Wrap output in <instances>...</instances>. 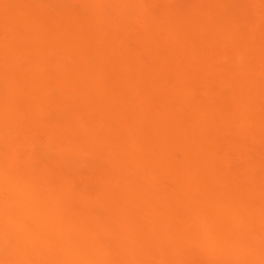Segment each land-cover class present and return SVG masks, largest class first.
I'll return each mask as SVG.
<instances>
[{"label": "bare ground", "instance_id": "6f19581e", "mask_svg": "<svg viewBox=\"0 0 264 264\" xmlns=\"http://www.w3.org/2000/svg\"><path fill=\"white\" fill-rule=\"evenodd\" d=\"M12 1H16L17 4L15 2L14 5L12 2L14 6H7L5 5L7 0H0V39L3 38L0 40V42H3L1 43L3 46H0V234L10 242L9 254L7 258L5 257L4 260L0 261V264H191L193 261H198L199 264H264V177H262V180L260 179L261 176H258L261 182L258 178L254 177L255 175H250L249 172H251L250 170L252 167L249 168V161L246 164L244 163L245 160L243 163L246 164L245 168L248 167L247 171L240 170L241 168H233L232 170V167L230 170L227 159L224 157L223 160L221 155L219 157V153L216 149L217 147H226L225 145L230 142L228 139H231L229 138L231 136L226 134L227 131L225 128L229 125V122L232 123L228 121V119L235 115V108L234 110L231 108L233 110L231 112L234 114H232L233 116L231 117H229V115H231V113H229L231 109L229 110V108H227L229 110H227L229 113H227L228 115L226 114L227 118L222 114V112L224 113V111H222L224 108L217 110L218 115H216V122L208 123L207 118L208 115L211 114V112L209 113V108L214 103L209 100L214 98L208 99L205 97L206 99H204L206 101L203 100L200 103L203 108H199L198 106L200 105L197 104L195 106L196 108L198 107L197 109L195 107L192 108L194 109L192 113L195 114L188 115L186 113L188 112V108L178 109V107L172 103L174 100L163 99L158 94L156 95L153 91L154 89L151 90V88H149L150 84L151 87L154 86V83L159 86L162 82L159 79V84V81L153 82V80L147 81L148 83H146V80L142 79V76L145 77V74L147 75V73H142V70L145 72L143 68L144 65H141L142 62L141 64L138 63V59L140 58H134L135 56L134 54L132 55V53H128L127 56H125L126 54L121 55L114 61L112 66H106L102 61V63L95 68V72L93 71L94 77H87L89 74L85 71L86 66H83L84 69H82L83 67L81 68V65L88 56L84 53L83 49L81 51L82 46H79L80 44L78 42L90 41L88 35L92 30L94 31L92 34L95 33V36H97V34L103 35L102 33L105 32L106 27L103 28L102 25L98 24L105 22L103 17L100 16L99 18L101 12H98L97 17L95 16L98 18L97 22H95L96 18L94 22L91 21L93 22L91 23L93 26L92 28L91 25L89 26L88 24H81L82 27H80L81 25L74 26L67 22L66 26L69 28L66 29V26H60L59 23L57 24V21L54 19L55 16H50V14H47L48 12H46V16L45 11L41 9L32 11L31 7H29L30 5L28 3V5H26L25 1ZM19 5H21V7ZM12 7H16L14 8L15 10ZM197 9L195 7V10ZM258 11H260V8ZM203 18H205V15ZM251 18H253V16H251ZM53 19L54 22L52 21ZM101 19L104 21H100ZM199 19H201V17ZM27 23L36 25L34 28H31ZM54 23H56L58 27ZM94 23L97 26L96 28L94 27ZM212 23H214V21ZM56 27L59 29L56 30ZM60 28L66 31L60 32ZM114 28L113 30H116V28ZM193 28L191 29L190 27L189 32L190 29L193 30ZM199 30L200 29L196 30L198 34L201 31ZM208 30L210 31L209 28ZM187 31L185 30L183 33H188ZM52 32H54L55 36L54 34L51 35ZM61 33H63V35L60 36ZM202 34H204V31ZM58 36H60V40L55 38L56 40L54 41V37ZM185 37L184 40H186ZM211 37H215L214 33ZM179 40V37L173 36V39L169 38V44H171V42L173 44L174 42H178V49H181L179 43L184 42H180L183 40V36L181 40ZM235 40L238 39L235 37ZM251 40H254V38ZM21 41L22 43L31 41L33 44L30 45L31 47L28 46L24 48L25 45L22 44ZM239 42L241 41L239 40ZM72 43L74 46L72 49H69ZM252 43L250 44L252 45ZM149 44H147L146 41L144 42V50L142 49L144 52L146 48V52H148ZM54 45L60 50L58 54L56 52L57 48ZM177 45L175 46L177 47ZM165 46L166 45H164V47ZM246 47L244 46L245 49L249 48ZM32 48L34 49L33 51ZM245 49L242 50L247 53L249 50L247 51ZM224 51L225 49L223 52ZM250 51H252V48ZM253 53L251 55L248 52L246 55L243 54V57H246L248 54L249 56H253ZM151 54L152 51L151 53L149 51L148 55L150 56ZM239 54L241 56V53ZM172 57H176L178 64H183L184 61L187 60V62L190 61L181 54H175ZM252 58L253 57H251V59ZM68 59H70V61H68ZM160 59V65H164L166 63L165 59ZM243 59L240 58V60ZM244 60L247 61V57ZM244 60L242 62L237 60V64L234 62V64L237 65L236 70L240 68L238 62L243 64ZM253 60L254 59H252V61ZM71 61L72 65L70 63ZM68 62L70 63V67L67 65ZM191 62H189V65H191ZM59 63L61 66L62 64L64 65L62 68H65V70L70 68V70L68 69L69 72L59 69ZM253 63L255 64V60ZM253 63L251 62L252 65ZM229 64L232 65L231 63ZM251 64H244L245 68L249 67L248 65L251 67ZM230 65L229 67H231ZM235 65L232 66L234 69ZM56 67H58L57 69L59 72L60 70L64 71L60 72V74L64 73V79L59 85V90L54 92V90L50 91L48 89L49 86H47L48 83L46 79L51 74H59L56 70L54 71ZM219 67L222 69L221 65ZM250 67L249 69H245H248L246 72L251 70ZM35 68H37V70H35ZM111 68L114 69H112V72L111 70L109 71ZM124 68L127 70H124ZM46 70L49 71V73ZM239 71L240 70H238V72ZM70 73L73 74L72 76H76L75 79L73 78V80H71L72 76L68 77ZM239 76L240 73L238 77ZM138 77L140 78L138 79ZM233 77L229 78L234 79ZM217 78L220 79L221 77ZM241 80L236 81L238 84L237 86H239V83L241 86L244 85ZM142 82L145 85H143ZM111 86L113 87L112 90ZM146 86L150 89V93L147 91L149 89L144 88ZM169 88L177 93L175 102H181L183 98L187 99L189 96L187 87L169 86ZM80 90L85 92L86 95L84 97L85 99L86 97L89 99L91 105L95 104V106H101L99 117L96 121L99 124L102 123L101 125L105 123L108 125V121L114 118H123V111L127 109L124 113H129L128 110L131 109V106L135 105L132 107V110L133 108L138 109L139 107L138 110H140L142 114L141 112H135V109L130 111L135 114L137 113L138 117H133L132 113L125 117V123H123L122 126L126 129L124 136H127V133L130 137L125 139L124 142H121L122 145H120L123 147L117 148L118 141L115 142L117 144L113 142L115 144L112 145L114 148H110L111 145L107 147H105L106 145L102 146V136H99L101 134L98 133L95 134V130H89V133L90 131L95 132L93 134L91 133L92 135L88 137L89 133L86 135L87 131L84 132L83 127L79 131L76 127L77 130L75 131H78V133L76 132L75 134V131H73L75 127L69 130V126H62V137L64 138L60 137L62 139L54 143L49 142L45 148L41 149L44 145L40 146L38 150L43 153L48 150L52 151L53 149L59 150V148L65 146L64 149H66V154L63 155V153L60 152L64 163L60 159H56L59 161L57 164L54 162L51 168H48V170L46 168L41 171L40 167L43 166L41 164H44V162L38 160L40 156H36L37 159L34 158L35 155H38V153H36L38 150L35 151L36 154L31 152L35 154L31 157L32 159L29 158V161L23 162L21 155L19 156L15 148L17 147L16 149L18 150L19 146H30L31 148H33L32 146L38 147V144H36L38 140H35L36 137L31 134H29L30 136L24 135L22 129L26 126L28 128L33 121V123L37 125L39 117H35V120H31V118L33 119L38 113L40 115L44 113L41 109V104H43V102L40 104L39 101L43 99H50L51 101L56 99L59 106H64L72 100L74 93L82 92ZM151 91L153 92L151 93ZM245 91H249V89H245ZM254 91L253 89L252 93H254V96L261 93L260 89L255 91H259L257 94ZM230 92L231 94L233 93L232 91ZM243 92H240V94ZM209 94L207 95L208 97ZM233 94L237 93L234 92ZM238 96L241 98L239 94L236 95L237 98ZM144 97L154 98L159 101L161 108L159 107L158 111L152 115L149 114L146 109H140V106L135 104V102L139 99H144ZM243 97L242 95V98ZM262 97L263 96L260 94L259 98L262 99ZM258 101L257 98V104H259ZM123 102L128 104V108L124 106ZM249 102L252 107L257 105L256 101L249 100ZM204 104L205 106H203ZM214 104H216V102ZM173 105L177 109H174ZM205 108H207V110ZM40 110L43 112L41 113ZM236 111L241 112L239 110ZM145 114H149L148 116L150 117L147 116L146 118V116H143ZM239 116L235 117L240 118ZM141 117H144V120ZM219 117L227 119L226 121L223 120L225 124L217 120ZM251 118L248 116V121ZM91 119L92 117H88L84 120H80L79 123L81 126H85L82 125V123L85 121H90V123H92L93 121H91ZM243 119L244 117L242 120ZM92 120H94V118ZM245 120L247 119L245 118ZM254 120L257 122L256 119ZM247 122L244 121V123ZM87 124H89V122ZM185 124H189V126ZM250 124L253 125H244L248 126L250 130H256L257 128H255L254 125H259L261 123L255 124L254 121H251ZM39 125L42 128H46L45 122L39 123ZM92 126H95V124L93 123ZM186 128L191 129L187 131ZM28 129H26L27 132L33 130L30 133L36 134L34 133V129L29 131ZM150 130L152 131V135ZM205 130L216 134V139L213 136H205ZM72 133L75 136L73 135V139L70 140V138H72ZM113 133L116 135L118 132L116 131V133ZM184 133L186 136H184ZM192 134L200 135L199 141H193L192 138L196 136H192ZM187 135L189 136L187 137ZM155 136H157V138ZM122 137L123 136H121V138ZM121 138L119 140H121ZM121 141H123V139ZM238 142H241L240 144H242L243 147H247V144H244L242 139L234 142V146H236L235 144ZM90 143L91 145L89 146ZM97 144H101L103 148L105 147V151L108 148L113 151L110 150L111 153H109V150H107L109 153V155L107 152L105 153L107 157L101 152V158L105 159L102 163L100 159L101 161L99 163L101 164H93L92 171L90 169L92 173L91 176L89 171H87L89 175L86 172L88 176L85 174V178L90 179H86V185L84 183L82 184L84 185L82 186L83 189H76L70 186L72 188L70 190L72 193H69V185L66 184L67 181L72 182V180H77L83 176V173H81V175L79 172L75 173V171L67 173L70 167L66 169L61 164L65 165V159H67L66 162H68V159H70L69 162H76L78 158L75 159L73 157H78L79 155L82 157L83 154L87 155V158H85L87 161H92L93 159L90 160L89 158V153L92 154L91 158L95 157L93 156L94 150L91 152L89 150H91L94 145L96 147ZM146 145L148 146L146 147ZM179 145L182 146V148ZM88 147H91V149ZM172 147H174L175 150L172 149ZM196 149L197 151H195ZM171 150L172 152L173 150L179 151V153L182 151L181 154L183 153L184 156H181L184 159L178 157L180 160L178 161L176 160V156H173L175 157L174 159L167 156L169 153L172 155ZM59 151L57 153H59ZM167 151L169 153L165 158L158 156L159 154L162 155V152L163 154L167 153ZM190 151H194L197 154L194 153V155L190 153ZM41 152L40 154H42ZM157 152L159 153L158 155L156 154ZM101 153H99V155ZM95 155H97V153ZM87 161H83V163ZM120 165L122 167L124 166L123 168H127V170L124 171L123 169L121 172V170H119L121 168ZM242 167H244V165ZM53 173H57V175L52 176L51 174ZM155 178L158 180V183L160 180L161 184H167V186H156L157 183L155 184V181L157 180ZM81 179L83 180L84 177H81L80 180ZM254 179L257 182L259 181L260 184H257ZM152 180L154 182H152ZM75 191L82 194L81 198L83 201L81 198L79 199L81 195H73V192L76 193ZM68 196L69 199H72V196H74V198L77 199L76 201H80L76 203V201L73 200V202L76 203L75 205L71 200V203H69L70 201L65 199L66 203L69 201L68 204H66L64 198H68ZM93 199H95L97 203L94 202L95 204H93ZM100 200H102V202ZM103 200L107 201L104 202L106 203L104 208L105 211L106 209L108 210L106 211L108 214H106L105 211H102L103 214H99V211L102 210L101 207H103L101 204ZM61 202L62 205H66L60 207ZM72 203L74 206L70 205ZM99 203L101 205H99ZM97 204L98 207H96ZM92 209L93 211L95 209L99 210L97 211V215H93L95 211L93 212ZM258 209L261 210L258 212ZM91 212L93 214H91Z\"/></svg>", "mask_w": 264, "mask_h": 264}, {"label": "rangeland", "instance_id": "374dc122", "mask_svg": "<svg viewBox=\"0 0 264 264\" xmlns=\"http://www.w3.org/2000/svg\"><path fill=\"white\" fill-rule=\"evenodd\" d=\"M21 1L22 2L25 1L26 5L29 4L30 5L29 7H31L32 11L33 10L37 11L38 9H41V10L45 11V15H46V12H48L47 14H50V16H52V17L55 16L56 18L54 17V19L57 21V24L58 23L60 24V26H66L67 22H69L70 24H72L74 26H78V25L80 26L81 24L82 25L88 24L89 26L91 25V28H92L93 26L91 23L94 22L95 18L98 15V12L99 13L101 12L99 15V18H100V16L103 17L105 22H103L104 20L102 21V19H103L102 18L100 21H102L103 23H98V24L102 25L103 28L106 27L105 32L102 33L103 35L97 34V36H95L94 35L95 33L92 34L94 32L92 30L90 32V34L88 35L90 38V41L78 42L80 44V45L79 44L78 45L82 46L81 51L83 49L84 53H86V55L88 56V58H86L84 60V62H82V65H81V68L83 66L84 67L86 66L85 71L87 72V74H89V75H87V77L88 76L89 77L92 76L91 78L94 77L93 71L95 72V68L98 67V65L101 64L102 61L106 66H112V64H114V61L116 59H118L121 55L126 54L125 56H127L128 53L129 54L132 53V55L134 54V56H135L134 58H137V59L140 58V59H138L139 61L137 60L138 63L141 64V62H142L141 65L142 66L144 65L143 68H144L145 72L142 70V73L143 74L147 73V75L145 74L146 78L144 76H142L143 77L142 79L143 80L145 79L146 83H148L150 80H153V82L159 81V79L162 82L159 86L155 85V83H154V86H152V87H151V84H150V86L148 84H146V85L149 86V88H151V90L154 89L153 91L156 93V95L158 94L163 99L171 100V101L174 100V102H172V103H174V105H176V107H178V109L188 108L187 109L188 112H186L188 115L195 114V113H192V111L194 110L192 108L195 107L197 104L200 105V103L203 100L206 101L205 100L206 98H208V99L214 98L212 100H209L212 103L216 102V104L213 103L209 108V113L211 112V114L208 115V118H207L208 123H215L216 117H217L216 115H218L217 110L224 108V110H222V111H224L225 114L223 112H222V114L225 116V118H227L226 116L229 113H231V115H229V117L233 116L234 114L235 115L233 117H231L232 119L228 117L229 118L228 121H231L232 123L229 122V125L230 124L231 125L230 126L228 125L225 128L227 133L224 130L223 131L226 134L230 135L231 137H229V138H231V139L233 138L232 140L234 142H237V141L242 139L244 141L243 143L247 144V147L245 145H244L245 147H243V145L240 144L242 142L241 141L240 143L238 142L235 144L237 146L236 147L233 144L234 142L231 139H228V140H230V142H228L227 145H225L227 148L226 147H217L216 148L217 152L219 153V157L221 155L223 157V160L225 157L227 159L229 169L232 167V170H233V168H237V169L241 168L240 170H246L247 171L248 167L249 168L252 167L250 170L251 172H249L250 175L251 174H252V176L255 175L254 176L255 178H258V176L259 177L261 176L260 179L263 180L262 177H264V175H263L264 174V164H263L264 163V66H263L264 65V0H21ZM12 2H13L12 0L11 1L7 0V2H5V5L12 6L13 3L15 5L16 1L13 3ZM1 3H4V2H1ZM196 3H197V5H196ZM16 4H17V2H16ZM21 5H19V6L21 7ZM254 5H256V6H254ZM195 7H196V9L197 8L198 9L195 10ZM202 7H204V8H202ZM255 7L258 9H256ZM14 8H16V7H14ZM17 8H18V6H17ZM209 8H211V9H209ZM259 8H260V11H258ZM16 10H18V9H16ZM202 12H203V14H202ZM255 13H257V14H255ZM210 14H212V15H210ZM204 15H205V18H203ZM246 15L248 18L246 17ZM251 16H253V18H251ZM49 17H48V19L50 21ZM200 17H201V19H199ZM54 19L52 20L53 22H54ZM209 19H210V21H209ZM97 20H98V18H96L95 22H97ZM205 20H207V21H205ZM91 21H93V22H91ZM213 21H214V23H212ZM254 21H255V23H254ZM16 22H18V21H16ZM50 23H52V22H50ZM73 23H75V24H73ZM27 24L31 28L32 27L34 28V26L36 25V24L31 25V23H27ZM54 24H56V23H54ZM187 24L189 27L187 26ZM252 24H254V25H252ZM82 25L80 27H82ZM230 25H231V27H230ZM232 25H234V26H232ZM20 26H22V25H20ZM57 27H58V25H57ZM57 27H56V30L59 29ZM94 27L95 28L97 27L95 25V23H94ZM114 27L116 28V30H113ZM190 27H191V29L193 27L194 28H193V30L190 29V32H189ZM201 27H205V28H201ZM221 27H223V28H221ZM252 27H253V29H252ZM51 28H54V27H51ZM68 28L69 27H67L66 29H68ZM208 28L210 29V31L208 30ZM47 29H50V28H47ZM198 29L201 30V31L199 30L200 31L199 34H198V31H196ZM202 29H204V30H202ZM212 29H213V31H212ZM185 30L186 31L188 30L187 31L188 33H183V32H185ZM62 31H66V30L61 29L60 32H62ZM203 31H204V34H202ZM219 31H220V33H219ZM216 32H218V33H216ZM252 32L255 34H253ZM63 33H61L60 36L63 35ZM208 33L210 36L208 35ZM213 33H214L215 37H211V36H213ZM44 34H46V33H44ZM49 34H51V33H49ZM53 34H54V32H52L51 35H53ZM237 34H238V36H237ZM250 34H252V35H250ZM172 35L179 37L180 40L183 36V40L182 41L179 40L180 42L184 41L183 43H179L181 49H178L179 48L177 45L178 42L177 43L174 42V44L171 42V44H169L170 43L169 38L173 39ZM185 35L187 38L185 37ZM54 36H55V34H54ZM60 36L54 37V41L57 38H58V40H60ZM184 37L186 40H184ZM235 37L238 40H235ZM64 38H65V36H64ZM213 38H214V41H213ZM239 38H241V39H239ZM252 38H254V40H251ZM2 39H0V40H2ZM228 39H229V41H228ZM87 40H88V37H87ZM165 40H166V44H165ZM210 40L213 41L214 43L211 42ZM239 40L241 42H239ZM249 40H250V42H249ZM67 41H69V40H67ZM145 41L147 42V44L150 43L148 45V52H146L147 48L145 50L146 54L143 51L144 50L143 45H144ZM167 41H169V42H167ZM252 42H254V43H252ZM1 43H3V42L2 41L0 42V46L2 47L3 45ZM21 43H22V41H21ZM241 43H242V45H241ZM250 43H252V45ZM22 44L25 45V46L23 45L25 48V47L30 46L33 43H31V41L30 42L27 41V42H24ZM51 45L53 46L52 43H51ZM164 45H166V46L164 47ZM175 45H177V47ZM49 46H48V49H49ZM73 46H74V44L72 43L70 45L69 49L70 48L72 49ZM168 46H170V47H168ZM244 46L245 47L247 46L250 49L247 47H246L247 49H245ZM55 47L57 48V46H55ZM33 48H32V51L34 50ZM251 48H252V51H250ZM220 49H222V50H220ZM224 49H225V51L223 52ZM242 49H245L247 51L249 50L248 52L251 55L254 52L253 56H249V54H248L246 56L247 61H245L244 59H246V57H243L244 56L243 54L246 55L248 52L246 53ZM240 50H241V52H240ZM58 51H60L59 48L56 49L57 54H58ZM149 51H150V53L152 51V54L150 56L148 55ZM238 51H239V53H241L242 57L240 56ZM257 51H259V52H257ZM50 53H51V51H50ZM69 53H70V51H69ZM174 53L175 54H181L182 56L186 57V59H189L190 60L189 62L192 61L191 65H189L190 64L189 62H187L188 60L184 61L183 64H181V63L178 64V62L176 61L177 60L176 57H172L175 55ZM259 53H261V54H259ZM172 54H174V55H172ZM256 54H258V55H256ZM52 55L53 54L51 53V56ZM71 56H72V54H71ZM251 57H253L252 59L255 60V64L253 63L254 60L252 61ZM260 57H261V61H260ZM160 58L165 59L166 63L164 65H160V63H159L161 60ZM240 58L241 59L244 58L243 64L240 63L243 61V60H240ZM191 59H193V60H191ZM237 60L240 61V62H238L240 64V65L238 64L240 68L238 67L239 69L236 70L237 65H235V64H237ZM68 61H70V59H68ZM72 61H74V60H72ZM72 61L70 62L71 65H72ZM234 62H236V63L234 64ZM245 62L246 63L248 62L247 64H251V62H252L254 65L253 66L251 64L252 68L250 67V65H248L251 69L249 72H246V71H248L249 67H246L248 69L245 70L246 69L245 65H247ZM257 62H259V63H257ZM261 62H262V64H261ZM60 63L58 64V67H59V69H63L62 66H64V65L62 64V66H61ZM70 63L68 62V64H67L68 67H70V65H69ZM229 63H231L232 65H230ZM258 64H259V67H258ZM220 65L222 66V69H220V67H219ZM229 65L231 67H229ZM234 65H235V69H234V67H232ZM78 66H79V63H78ZM214 66H216V67H214ZM225 66H227V67H225ZM58 67H56V69L54 68V71L56 70L57 72H59V70L57 69ZM84 67L82 69H84ZM125 68H124V70H127ZM138 68H142V67H138ZM216 68H217V70H216ZM253 68H255V69H253ZM68 69L70 70V68H68ZM68 69H66L67 71L65 70V68L63 70H65V72H69ZM112 69L113 68L109 69V71L111 70V72H112L114 70V69L113 70ZM230 69H231V71H230ZM35 70H37V68H35ZM63 70H60V72H62ZM238 70H240V71L238 72ZM115 71H116V69H115ZM47 72L49 73V71H47ZM60 72H59V74H56V75L55 74H51L50 76L48 75L49 76L48 78L46 77L47 78L46 80L48 83L47 86H49L48 89L50 91L54 90V92H57L59 90V85H60L61 81L64 79V73L60 74ZM239 73H240V76L238 77ZM72 75L73 74L70 73L68 77H70ZM224 76H226V77H224ZM228 76L229 77L235 76V77H233L234 79H232V78H229ZM75 77L76 76H72L71 80H73V78L75 79ZM217 77H221L223 80L220 78L221 82L219 83L220 79H218ZM139 78L140 77H138V79ZM241 78H242V80H241ZM236 79L241 80L244 85L241 86V84L239 83V86H237L238 84L236 83V81H237ZM143 82H142V84H143ZM159 83H160V81L158 82V84ZM143 85H145V84H143ZM112 86H113V84H112ZM112 86H111V90L113 89ZM116 86H118V85H116ZM147 86L144 88L149 89ZM169 86H173V87L181 86L184 88L187 87V89L189 90L188 98L187 99L185 98L186 100L183 98L181 100V102L180 101L175 102V98L177 96V93H176V91L171 90L169 88ZM251 87H253V88H251ZM245 89L246 90L249 89V91H245ZM253 89L255 91L259 90V89L261 90L260 94L263 96L262 99L259 98L260 94L259 93L257 94V92H259V91H257V92L254 91L257 94V96L256 95L254 96V93H252ZM80 91H82V92L74 93V95L72 96V100L64 106H59L56 99L52 100V101L50 99H43V100L39 101L40 104H41V102H43V104H41V107H42L41 109L44 111V113L42 115H40L39 113L38 114L35 113L36 115L34 117L32 116L33 119L30 117L31 120H35L34 119L35 117H39V119L37 120L38 121L37 125H36V123H33L34 122L33 121L32 123H30V125L28 127L29 129L27 128V126L22 129L24 135L30 136L29 134H31L32 136L36 137L35 140H38V143H36V144H38L37 145L38 147L32 146L34 148L33 149L30 146H28V147L27 146H23V147L19 146L18 150L16 149L17 147L15 148L17 153H19V156L21 155L23 162L29 161L30 160L29 158H31L36 153H38V155H35L34 158H36V156H40L39 157L40 159L38 158V160H41V162L42 161L44 162V164H41V165H43L42 167H40L41 171L45 170L46 168H47V170H48V168H51V165H53L54 162L57 164V162H59V161H57L56 159H60L64 163V160H62L63 157L61 158V153H63V155L66 154V149H64L65 146L63 148H59L60 151L58 149L57 150L53 149L52 151L48 150L47 152L42 153L40 150H38V148L40 146L44 145V147H41V149H42V148H45V146L49 142L54 143V142L60 141V139L64 138V137H62V130H63V128H61L62 126L63 127L69 126V130H71V129H73V127H75V129H73V131H75L77 129L79 131L83 127L84 132L87 131L86 135L89 133L88 132L89 130H95L96 131V132L94 131L95 134L98 133V134H101L99 136H102V138L100 137L103 141L102 146H104V145H106L105 147H107L108 145L112 146V145L117 144L115 142L118 141L119 146L117 145V148L123 147V146H121L122 145L121 142H124L125 139H128L130 136H128L127 133H126L127 136H124L126 129H124L122 126H123V123H125L124 122L125 117L132 113L130 111L132 110V107H134L135 105L131 106V109L128 110L129 113L128 112L124 113V111L127 110L125 108H124L125 109L124 111L122 110L123 111V114H122L123 118L122 117L114 118V119L108 121V123H109L108 125H107V123H105L106 125L105 124L101 125L102 123L99 124L96 122L98 117H99V111L101 110V106H98V105L95 106V104L91 105L89 99H87V97L85 99V97H84L86 95L85 92L83 90H80ZM147 91L150 93V89ZM153 91H151V93ZM230 91H232L233 93L235 92V93L239 94L241 98H239V96H238V98H239L238 99L236 97L237 94H233V93L231 94ZM209 92H210V94H209ZM240 92H243V93L240 94ZM44 94H45V92H44ZM208 94H209V97L210 96H212V97L209 98L207 96ZM242 95L244 96L243 98H242ZM257 98L259 100L258 101L259 104H257ZM249 100H252L254 102L256 101L257 105H255V107L254 106L252 107L250 105L251 103L249 102ZM123 103H124V106L126 108H128V104L127 103L125 104V102H123ZM135 104H138L140 106V109L142 108V110H143V108L146 109V111H148V113L151 115L156 113L160 107V102L155 100L154 98L151 99V98H145L144 97V99L143 98L139 99L137 102H135ZM252 104H253V102H252ZM174 105H173V107H174ZM207 105H210V104H207ZM219 105H220V108H219ZM203 106H205V104ZM176 107H174V109H177ZM198 107L200 108L202 106L200 105ZM225 107H226V109H225ZM227 108H229V110L231 108L234 110V108H235L234 114L231 112V111H233L232 109L229 111ZM136 109L137 108H133V110L135 112H141L140 110H138L139 107L137 110ZM205 109L207 110V108H205ZM227 110L229 111V113L227 112ZM236 110H239L241 112H237ZM40 112H41V110H40ZM132 114H133V117H135V116L138 117L137 113L136 114L132 113ZM141 114H142V112H141ZM148 115L145 114L143 116H146V118H147ZM213 115H215V116H213ZM235 116H239L240 118L235 117ZM241 116L244 117L243 120H242L243 117H241ZM248 116H250V118L253 117L250 120L254 121L255 124L259 123V122L261 123L259 125H254V127L257 128L256 130L255 129L250 130L249 127L246 126V125H249V126L253 125V124H250L251 123L250 120H249L250 122L248 121ZM88 117H92V119L94 118V120L91 119V121H93V122L90 123V121H88L89 124H87L88 122L85 121L82 123V125H85V126H81V124L79 123L80 120H82V119L84 120L85 118H88ZM131 117H132V115H131ZM148 117H150V116H148ZM141 118L143 119L144 117H141ZM245 118L247 120H245ZM220 119H222V118H220V117L217 118V120H219V121L223 122V124H225L223 120L226 121L227 119H224V118L222 120H220ZM254 119H256L257 122ZM244 121L245 122L248 121V122L244 123ZM42 122L46 123V128L40 127L39 123H42ZM93 123L95 124V126H92ZM244 124H246V125H244ZM185 125L189 126V124H185ZM258 126H259V128H258ZM76 127H77V129H76ZM26 129H28V131L34 129V133H36V134L30 133L33 130L27 132ZM190 129L191 128H189V129L186 128L187 131ZM56 131H59V132H56ZM78 131H75V134H76V132L78 133ZM116 131L118 133L115 135L113 132L116 133ZM94 132L90 131V133L88 134V137H90ZM151 132L152 131L150 130V133ZM23 133H21V134H23ZM205 133H206L205 136H209V137L213 136L216 139V134H213V133L209 132L208 130H205ZM119 134H121V135H119ZM73 135L74 134L72 133V135H71L72 138H70V140L73 139ZM151 135H152V133H151ZM121 136H123V137L121 138ZM153 136H154V134H153ZM184 136H186V134ZM188 136L189 135H187V137ZM192 136H196V137L192 138L193 141H199V139L201 137L200 135H196V134H192ZM60 137H62V138H60ZM125 137H127V138H125ZM155 137L157 138V136H155ZM120 138H121V140L123 139V141L119 140ZM180 140H179V142H180ZM182 141H183V139H182ZM138 142H139V140H138ZM170 143H172V142H170ZM39 144H41V145H39ZM90 145H91V143L89 144V146ZM98 145L99 144H97L96 147H95V145H94V147L92 146V149H91V147H88L91 149V150H89L90 152L92 150H94L93 156H95V157H93V158H91L92 154H90L88 152L90 155V156L89 155L88 156H89L90 160L93 159L92 160L93 162L87 161L85 159V158H87L86 157L87 155L83 154L84 157L83 156L81 157L79 155L81 158L79 156L73 157L75 159L78 158L76 160V162L75 161L69 162L70 159H68V162H66L67 159H65V165L61 164L66 169H68L70 167L69 170L67 171V173L70 171H75V173L79 172L80 175H81V173H83L82 174L83 176H81V177H84V179H85V180L84 179L80 180V178H81L80 177L77 180L75 179L76 181L75 180L74 181L72 180V182L67 181L66 184L69 185L68 186L69 193H72L70 191L72 189L71 187L82 190L83 189L82 186H84L82 184L84 183L86 185V183H85L86 179H88V180L90 179V178H85V176L87 174L89 175V173L87 171H89L91 173L92 166L94 163L96 165V164H101L103 162V160L105 158L104 159L101 158L102 153L105 154L107 152V150H109L108 152L111 153L110 150H112V149L106 148L107 150L105 151V147L103 148L101 146V144L98 147ZM177 145H178V142H177ZM216 145H218V144H216ZM111 146H110V148H114L113 146L112 147ZM142 146H144V145H142ZM147 146L148 145H146V147ZM180 147L182 148V146H180ZM35 148H36V150H35ZM246 148L249 150H247ZM115 149H116V147H115ZM172 149H174V147H172ZM244 149H246V150H244ZM250 149H252V150H250ZM31 150H33V151H31ZM37 150H38V152L35 153V151H37ZM152 150H154V149H152ZM174 150H173V152H175V153H173L171 150L172 155L168 151L165 154H163V152H162V155H160L158 153L159 151L156 154L157 155L159 154L158 156L165 158V156L169 153V155H167V156H169L170 158L172 157L174 159L175 157H173V156H176L177 157L176 160H178V161H180L178 159V157L180 159L181 158L184 159L181 156V155H183V153L181 154V152H182L181 150H180L181 151L180 153H179V151L177 152ZM39 151L42 154H40ZM58 151H59V153H57ZM195 151H197V149ZM31 152H33L35 154H33ZM96 153H97V155H95ZM99 153H101V154L99 155ZM109 153H108V155H109ZM190 153L194 154L196 152L190 151ZM57 154H60V155H57ZM23 155H24V157H23ZM56 155H57V157H56ZM106 155L107 154H105V156ZM58 156H59V158H58ZM142 156H143V154H142ZM82 158H84V159H82ZM124 159H125V157H124ZM79 160H81L82 162ZM121 160H123V159H121ZM244 160H245V162H244ZM83 161H87V162L83 163ZM100 161H101V163H99ZM248 161H249L248 167L246 166L247 168H245V165L247 164ZM243 162L246 164H244ZM87 163H89V164H87ZM243 165H244V167H242ZM123 167L121 166V168L120 169L118 168V169L121 170V172L123 169H124V171L127 170V168H123ZM64 168H63V170L65 171ZM90 169H91V171H90ZM86 172H87V174H86ZM72 173H74V172H72ZM51 175L56 176L57 173H53ZM91 175H92V173L90 174V176ZM258 180H259V178H258ZM254 181H256V180L254 179ZM259 181H261V180H259ZM259 181L258 182L256 181L257 184L258 183L260 184ZM152 182H154V181L152 180ZM256 182H254V183H256ZM156 183H157L156 186H161V185H164L163 187L167 186V184H161L160 180H159V183H158V180L155 181V184ZM162 183H164V182H162ZM75 194L81 195L79 197V199L82 197V194H80L78 192H76V193L73 192V195H75ZM93 198H95V197H93ZM65 199H67L69 201L71 200L72 202H73V200H75V201L77 200L74 198V196H72V199H69V196H68V198L67 197L64 198V201H65ZM81 200L83 201L82 198H81ZM104 200H103V203L107 202ZM69 201H67V203L65 201V203L68 204ZM71 201L69 203H71ZM79 201H76V203ZM90 201H91V199H90ZM100 201L102 202V200H100ZM94 202L97 203V201H95V199H93V204H95ZM73 203L70 205H72V206H74V204L76 205V203H74V204ZM91 203H92V201H91ZM103 203H101L103 207L99 206L102 209V210L100 209L101 211L95 209L94 210L95 212H94L92 209L94 214L92 212H91V214L97 215V213H98L97 211L100 212L99 214H101L102 211H105L104 205H106V203H104V204ZM66 204L62 205V202H61L60 207H64ZM101 204L99 203V205H101ZM96 207H98V204ZM260 210L258 209V212ZM106 211H108V210L106 209ZM256 212H257V210H256ZM106 214H108V212H106ZM258 243H257V245H258ZM9 250H10L9 240H7L4 236H2V234H0V261L4 260L5 257L7 258V255L9 254Z\"/></svg>", "mask_w": 264, "mask_h": 264}, {"label": "snow or ice", "instance_id": "6c2138e0", "mask_svg": "<svg viewBox=\"0 0 264 264\" xmlns=\"http://www.w3.org/2000/svg\"><path fill=\"white\" fill-rule=\"evenodd\" d=\"M191 264H199V262L198 261H193V262H191Z\"/></svg>", "mask_w": 264, "mask_h": 264}]
</instances>
